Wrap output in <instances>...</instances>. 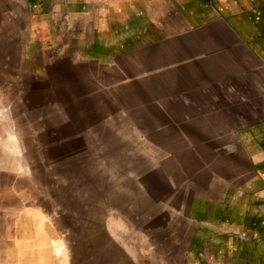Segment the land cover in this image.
Returning <instances> with one entry per match:
<instances>
[{
	"label": "rangeland",
	"instance_id": "374dc122",
	"mask_svg": "<svg viewBox=\"0 0 264 264\" xmlns=\"http://www.w3.org/2000/svg\"><path fill=\"white\" fill-rule=\"evenodd\" d=\"M207 7L0 0V264H264V162L169 182L110 119V61Z\"/></svg>",
	"mask_w": 264,
	"mask_h": 264
},
{
	"label": "crops",
	"instance_id": "0c3cea01",
	"mask_svg": "<svg viewBox=\"0 0 264 264\" xmlns=\"http://www.w3.org/2000/svg\"><path fill=\"white\" fill-rule=\"evenodd\" d=\"M206 2L200 22L161 27L125 68L110 61L109 114L133 125L169 182L212 186L264 162V0Z\"/></svg>",
	"mask_w": 264,
	"mask_h": 264
}]
</instances>
